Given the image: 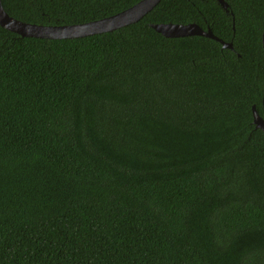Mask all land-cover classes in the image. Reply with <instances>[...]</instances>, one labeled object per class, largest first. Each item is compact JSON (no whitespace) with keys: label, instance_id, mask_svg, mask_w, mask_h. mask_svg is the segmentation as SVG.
Returning a JSON list of instances; mask_svg holds the SVG:
<instances>
[{"label":"trees","instance_id":"obj_1","mask_svg":"<svg viewBox=\"0 0 264 264\" xmlns=\"http://www.w3.org/2000/svg\"><path fill=\"white\" fill-rule=\"evenodd\" d=\"M138 1L1 3L54 26ZM224 2L75 38L0 25V264H264V0Z\"/></svg>","mask_w":264,"mask_h":264},{"label":"water","instance_id":"obj_2","mask_svg":"<svg viewBox=\"0 0 264 264\" xmlns=\"http://www.w3.org/2000/svg\"><path fill=\"white\" fill-rule=\"evenodd\" d=\"M159 1L160 0H139L127 9H124L114 15L85 23L45 26L22 22L18 19H15L4 10L0 0V25L22 36H34L52 39L75 38L94 33H100L103 31H109L134 22L149 12L155 5H157ZM217 1L224 9H226L227 4L224 2V0ZM152 26L156 31L167 37L199 34L220 41L223 47H232L231 43L224 42L222 39L215 36L209 28L204 30L199 25L194 23H155L152 24ZM261 40L264 49V30L261 35ZM252 116L255 127L264 131V118L258 114L254 105L252 106Z\"/></svg>","mask_w":264,"mask_h":264},{"label":"flooded vegetation","instance_id":"obj_3","mask_svg":"<svg viewBox=\"0 0 264 264\" xmlns=\"http://www.w3.org/2000/svg\"><path fill=\"white\" fill-rule=\"evenodd\" d=\"M225 10L227 11V6H226V9Z\"/></svg>","mask_w":264,"mask_h":264}]
</instances>
